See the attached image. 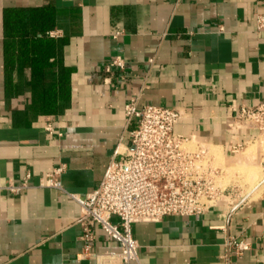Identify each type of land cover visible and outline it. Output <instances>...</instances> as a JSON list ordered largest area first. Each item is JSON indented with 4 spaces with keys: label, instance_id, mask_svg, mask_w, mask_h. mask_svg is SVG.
I'll use <instances>...</instances> for the list:
<instances>
[{
    "label": "crops",
    "instance_id": "0c3cea01",
    "mask_svg": "<svg viewBox=\"0 0 264 264\" xmlns=\"http://www.w3.org/2000/svg\"><path fill=\"white\" fill-rule=\"evenodd\" d=\"M255 14L264 15L260 0H0V264H97L82 255L70 195L97 188L129 146L131 98L138 108L183 109L174 133L214 147L228 165L250 145L256 153L257 132L234 122L241 106L264 103ZM115 56L125 71L108 68ZM59 165L64 192L39 187ZM9 183L27 188L10 194ZM229 184L228 205L133 225L141 264H264V190L252 198ZM228 236L249 250L227 257ZM94 237L91 252H119L99 226Z\"/></svg>",
    "mask_w": 264,
    "mask_h": 264
},
{
    "label": "built area",
    "instance_id": "2783aa9c",
    "mask_svg": "<svg viewBox=\"0 0 264 264\" xmlns=\"http://www.w3.org/2000/svg\"><path fill=\"white\" fill-rule=\"evenodd\" d=\"M254 20L257 32L264 33V15L255 14ZM119 35L116 32L113 38ZM126 66L121 56L108 62V68L117 72L125 71ZM124 117L127 125L134 123L129 131V146L109 160L97 188L84 197L70 195L80 208L76 223L81 228L82 255L97 264H111L114 260L141 264L133 225L158 223L168 216L204 215L221 204H230L235 193V186L224 184L225 171L209 146L174 133V126L186 117L183 109L153 105L138 108V98H131L124 106ZM234 122L255 130L256 139L264 141V103L241 106ZM43 127L49 134L61 135L50 121ZM240 150L238 146L232 153ZM64 169L59 165L45 172L39 187L64 192L60 181ZM25 188V184L6 186L10 194H19ZM95 226L118 243V253L91 252ZM224 247L227 257L231 253L241 257L249 250L246 241L232 236L226 238Z\"/></svg>",
    "mask_w": 264,
    "mask_h": 264
},
{
    "label": "rangeland",
    "instance_id": "374dc122",
    "mask_svg": "<svg viewBox=\"0 0 264 264\" xmlns=\"http://www.w3.org/2000/svg\"><path fill=\"white\" fill-rule=\"evenodd\" d=\"M256 146H257L256 153L254 152L253 147H248L249 152L244 151L245 149L241 150L236 156L239 162L235 165H228V163L222 157L221 153L215 151L214 147H210V150H212L213 153L215 152L214 154L215 157L217 158V163L220 164L225 171V175L223 179L224 184L234 183L235 185L240 186L242 188L243 193H246L247 191H249L254 187L253 185H255L258 178H260L258 179V181H264V169L261 167V162L264 161V141L262 140V138L258 139V143H256ZM248 148L246 150H248ZM253 165H259L261 167L260 171L259 169L256 170V166ZM251 166L255 168L253 169ZM246 168L249 169L250 171L247 170ZM245 169L247 171H245ZM254 171H256V174ZM252 174L254 176H252ZM255 175L257 176V178ZM258 196L259 194L253 198H257Z\"/></svg>",
    "mask_w": 264,
    "mask_h": 264
},
{
    "label": "bare ground",
    "instance_id": "6f19581e",
    "mask_svg": "<svg viewBox=\"0 0 264 264\" xmlns=\"http://www.w3.org/2000/svg\"><path fill=\"white\" fill-rule=\"evenodd\" d=\"M252 145H250L249 147H251ZM248 148V147H247ZM254 148V147H253ZM252 148V149H253ZM214 151V150H213ZM245 151H248L249 152V148H248V150H245ZM215 153V152H214ZM244 153V152H243ZM246 154V153H245ZM241 161V160H240ZM245 166V165H244ZM254 166V165H253ZM252 167V166H251ZM253 168V167H252ZM255 168V167H254ZM253 168V169H254ZM247 169V168H246ZM245 169V171H247V170H249V169H247L246 170ZM261 169V168H260ZM256 170H257V167H256ZM250 171V170H249ZM252 172V171H251ZM255 172V174H256V171H254ZM253 172V173H254ZM260 174V173H259ZM248 175V174H247ZM258 175V174H257ZM250 176V175H249ZM252 176H254L253 174H252ZM256 176V175H255ZM256 178H257V176H256ZM255 178V179H256ZM258 179H260V178H258ZM258 179H257V181H256V183H255V185H253L254 187L252 188V198L253 197H255V196H257L260 192H263V190H264V183H259V181H258ZM248 192H250V191H247L246 193H248ZM252 198H250V199H252Z\"/></svg>",
    "mask_w": 264,
    "mask_h": 264
},
{
    "label": "trees",
    "instance_id": "16d2710c",
    "mask_svg": "<svg viewBox=\"0 0 264 264\" xmlns=\"http://www.w3.org/2000/svg\"><path fill=\"white\" fill-rule=\"evenodd\" d=\"M61 82H62V85L66 84V82H67V73L63 74V77H61Z\"/></svg>",
    "mask_w": 264,
    "mask_h": 264
}]
</instances>
